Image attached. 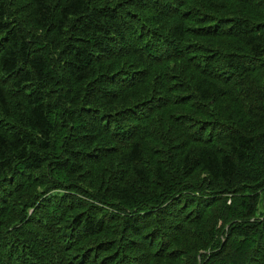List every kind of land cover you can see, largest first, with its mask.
Returning a JSON list of instances; mask_svg holds the SVG:
<instances>
[{"label":"trees","instance_id":"trees-1","mask_svg":"<svg viewBox=\"0 0 264 264\" xmlns=\"http://www.w3.org/2000/svg\"><path fill=\"white\" fill-rule=\"evenodd\" d=\"M0 264H264V0H0Z\"/></svg>","mask_w":264,"mask_h":264},{"label":"bare ground","instance_id":"bare-ground-1","mask_svg":"<svg viewBox=\"0 0 264 264\" xmlns=\"http://www.w3.org/2000/svg\"><path fill=\"white\" fill-rule=\"evenodd\" d=\"M142 3V2H141ZM163 7V6H162ZM90 17V16H89ZM153 17V16H152ZM34 21V20H33ZM134 22V21H133ZM175 38V37H174ZM47 74V73H46ZM200 90V89H199ZM40 103V101L38 102ZM36 104V103H35ZM37 107V106H36ZM48 123V122H47ZM45 127V126H44ZM260 129V128H259ZM45 132V131H44ZM220 145V144H219ZM109 154V153H108ZM73 173V172H72Z\"/></svg>","mask_w":264,"mask_h":264}]
</instances>
